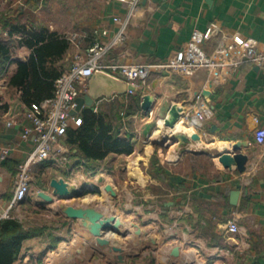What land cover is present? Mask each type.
Masks as SVG:
<instances>
[{
    "label": "crops",
    "instance_id": "0c3cea01",
    "mask_svg": "<svg viewBox=\"0 0 264 264\" xmlns=\"http://www.w3.org/2000/svg\"><path fill=\"white\" fill-rule=\"evenodd\" d=\"M26 1L4 0L7 4H0V40L9 34L11 29L5 24L7 17L12 23L21 21L27 24L28 28L44 25L66 36L82 29L91 31L94 28H109L110 34L103 38L108 41L118 27L113 17L125 16L127 13L124 4L113 0H96L99 3L97 9L91 8L92 0H76V5L79 4L76 8L71 6V0H40L37 6H28ZM51 2L57 15L51 19L49 25L39 24L37 18L33 19V23L28 22L26 15H21L27 7L38 15L42 10L48 9ZM65 2L67 7L60 8ZM69 4L71 7H68ZM214 23L236 39L248 40L264 49V0H151L143 1L136 10L129 26L127 45L110 52L107 59L130 63L161 62L184 46L195 29L205 31ZM17 36L21 34H15L13 38L21 39ZM91 41H81L79 46L71 45L66 61L75 52L87 49L92 44ZM30 53V48L21 45L16 48L14 58L26 60ZM16 69L17 63L13 62L7 75H0V144L12 147L10 157L0 165V215L14 195L13 189L11 198L6 195L10 178L14 179L17 164L31 151V145L21 140L24 127L30 123L26 117L28 108L19 100V93L6 95V90L10 92L7 86L8 77ZM208 81L209 74L206 70H200L192 77L153 72L146 82L137 85L134 92L128 90L124 94H115L112 98L101 97L95 102H99L98 109L104 105L108 107L112 102L115 105L125 103L128 106L133 98L141 93L138 106L132 114H128L125 108L118 110L122 117L121 136H132L134 151L130 154L110 153L104 160L88 168L77 156V149H72L65 140V169L58 170L55 161L47 163L54 166L55 177L65 178L71 185L80 188L92 186L97 192L104 191L116 199L122 196L130 182L133 183L132 189L137 191L145 185H161L160 179L154 174L161 172V169L156 167L153 173H148L152 159L158 153V163L163 168L164 180L167 182L166 188L164 187L163 195L147 192V201L151 203L149 219L152 223L159 222L164 227L160 238L166 240L163 246L166 255L175 257L172 250L180 245L182 261L200 256L205 258L206 263L212 261L211 264H264V147L258 146L254 137L256 127L264 125V66L245 63L221 84L210 86ZM200 92L205 94L212 115L206 120L202 130L204 141L194 144H200L201 148L196 149L192 145L193 149L197 150L196 153L181 154L177 143L170 144L165 140L172 128L165 126L159 133V122L170 115L174 104L190 109ZM146 94H150L154 99L149 114L142 108ZM8 120H13L14 125L7 126ZM238 142L242 145L241 151L249 155L247 170L244 172L235 167L225 168L214 156L219 146L209 147L211 144L220 143L231 147ZM194 158L208 159L210 167H197L192 161ZM47 163L45 162V165ZM65 170L71 174L72 179L63 173ZM125 170L132 177L130 182H122L120 179V172ZM76 174L78 177L73 179ZM55 177H51L50 182ZM108 186L114 189L116 195L107 190ZM235 189H239L241 194L238 204L233 205L230 195ZM38 192L39 195L40 192L46 191L40 188ZM49 192L52 193L53 188L50 187L47 193ZM88 197H92L90 192ZM58 200L59 198L57 202ZM34 203L46 205L50 202L39 195ZM73 204L83 205L78 202ZM142 205L138 202L132 205L133 216L131 215L130 219H125V215L118 211L108 213L98 208L108 214L122 216L126 220L124 230L129 231L130 227L139 226L137 222L144 217L140 212ZM185 208L189 211L183 213ZM58 214L70 225L78 228L80 237H91L92 234L83 226L81 220ZM234 216L238 217L241 231L230 235L226 224ZM150 220L145 222L149 223ZM176 223L177 229L168 228ZM75 228L73 230L76 231ZM147 229H153L152 224ZM146 232L148 234V231ZM93 237L96 245L104 248L98 245L96 237ZM154 239L157 241L158 238ZM216 247L223 251L218 258L212 256Z\"/></svg>",
    "mask_w": 264,
    "mask_h": 264
},
{
    "label": "built area",
    "instance_id": "2783aa9c",
    "mask_svg": "<svg viewBox=\"0 0 264 264\" xmlns=\"http://www.w3.org/2000/svg\"><path fill=\"white\" fill-rule=\"evenodd\" d=\"M113 1L124 4L127 13L125 16L113 17L118 27L111 39L103 40L110 34V29L103 27L91 31L82 29L69 34L72 45L79 46L81 41L89 39L92 44L84 51L75 52L67 58L69 65L56 79L53 96L27 107L26 117L30 123L24 127L21 140L31 145V151L16 166L12 187L14 195L0 219H20L14 214L15 208L21 206L28 197L33 173L38 166L47 161H55L58 167H64V143L68 129L83 123L81 111L75 114H72V111L78 107L77 99L87 93L88 78L96 71H105L137 87L140 82H146L153 72L192 77L200 70H206L209 74V85L215 86L228 80L245 63L264 66V49L248 40L236 39L216 23L211 24L205 31L195 29L184 46L161 62L110 61L107 59L110 52L127 45L129 26L140 4L151 0ZM213 39H216L215 42L210 44ZM98 106L99 102L94 104L93 109L97 111ZM211 115L212 109L205 100V94L200 92L191 108H184L183 122L192 127L194 132L202 134L205 122ZM13 125V120L7 121V126ZM254 137L255 143L264 147V125L256 127ZM11 151L10 145L0 144V165L10 157ZM187 210L189 211L185 208L183 213ZM226 230L230 235L241 231L238 217L234 216L228 221ZM222 252L220 247H216L212 256L218 258Z\"/></svg>",
    "mask_w": 264,
    "mask_h": 264
},
{
    "label": "rangeland",
    "instance_id": "374dc122",
    "mask_svg": "<svg viewBox=\"0 0 264 264\" xmlns=\"http://www.w3.org/2000/svg\"><path fill=\"white\" fill-rule=\"evenodd\" d=\"M86 1L87 0H85V2ZM7 2L4 3V0H0V4L2 5L7 4ZM51 4L52 2L48 4V9L42 10L40 14H38L39 16L33 12L31 8L27 7L26 21L33 23V19L37 18L39 24L45 23L49 25L51 19L57 15L56 10H54L55 8L52 7ZM70 4L75 8L79 5H76V0H71ZM70 4L68 7H71ZM29 5L30 4L28 3V6ZM67 5L68 4L65 2L60 8L63 9L67 7ZM98 7L99 3L96 0H92L91 8L97 9ZM7 36L4 37V39L7 38ZM11 94V91L9 92L6 90V95ZM168 148L169 145L166 146V151ZM197 148L201 147L198 146ZM157 154L158 153H156L155 158L158 160L160 157H158ZM192 161L199 168L205 169L210 167V161H208V159L202 158L199 160L194 158ZM154 168H156V166L152 161L148 173H153ZM54 169L55 168L52 165L45 166L43 164L38 166L33 173L32 186L27 197L29 202L21 204V206L15 208L14 214L18 216L20 220L24 221L27 228H29V226L30 228H44V235H38L25 242L20 260L17 264H211L210 262L212 261L206 263L205 258L200 256H197V258L190 257L182 261V259H180L181 256L175 258L166 255V251L163 248L166 240L160 238V234L163 233L164 227L159 222H156V224L152 223V220L149 219L151 216V214H149L151 203L147 201V192H155L160 195H163L165 192L167 182L164 178L157 176L158 172H154V174L160 179V186H154L151 184L149 186L145 185L143 189L137 191L132 189L133 183L130 182V179L132 178L131 175L128 174L126 170L121 171L120 179L122 182H130V185L126 187L124 192H122V196H119L116 199L109 194L107 195L104 191L97 192L92 186H87V191L92 194V197H86L84 199L76 198L72 200L59 199V202L56 200V203L54 204L46 203V205H36L34 202L36 198H39V189L43 188L46 192L49 191L51 187L50 179L56 175ZM60 169L64 170L65 168L58 167V170ZM67 172L68 171L66 170L63 171L67 177L70 176L69 179H72L71 174H68ZM85 173L88 175L86 171ZM76 175L73 176V179H75L74 177H78V175ZM12 184L13 178H10L9 188L6 191L8 197L12 195ZM74 202L82 203L83 205L94 204L108 213L118 211L121 215H125V219H130L133 214L131 212V209L133 208L132 205H135L137 202L141 205L143 203L140 212L142 213V217H144L137 222L139 226H132L129 231L124 230V232L127 233L126 236L118 234L111 236L113 244L121 246L124 249V262L118 260V252H111L109 248L98 247L95 241H93L94 237L92 235L91 237L89 235V237L85 239L80 237L81 235L78 233V228H75L74 225H70L68 221H65L63 217H61V214H58L60 204H73ZM159 216L163 221L160 213ZM124 218L122 217V219ZM125 219L124 221H126ZM145 220H150L151 222L149 221V223H146ZM151 224L153 229L148 230L147 228ZM177 226L178 224L176 223L174 226L172 225L168 228L172 229L174 227L177 229ZM74 228L77 230H73ZM139 228L144 229V232L148 231V234H137L136 231ZM150 238H158L157 241H159V243L154 244L151 242ZM186 248H189V246H186Z\"/></svg>",
    "mask_w": 264,
    "mask_h": 264
},
{
    "label": "trees",
    "instance_id": "16d2710c",
    "mask_svg": "<svg viewBox=\"0 0 264 264\" xmlns=\"http://www.w3.org/2000/svg\"><path fill=\"white\" fill-rule=\"evenodd\" d=\"M26 3L37 6L40 0H27ZM26 11L21 15H26ZM4 21L11 29L7 38L0 40V75H7L10 64L17 63V69L8 77L7 86L12 94L19 93V100L26 107H31L53 96L56 79L69 65L66 56L72 43L68 36L44 25L28 28L21 21L12 23L7 17ZM18 33L21 39L13 38ZM21 45L31 49L26 60L13 58L16 48ZM140 94L128 106L112 102L97 111L85 107L80 112L83 123L69 127L66 142L72 149H77V156L88 168L104 160L110 153L130 154L134 151L132 136H121L122 117L118 110L125 108L128 114H132L138 106ZM152 161L158 170L161 169L157 175L164 178L163 168L155 156ZM45 166H49V163ZM27 202L28 198L22 204ZM38 235H44V228H27L24 221L17 218L0 219V264H17L25 242Z\"/></svg>",
    "mask_w": 264,
    "mask_h": 264
},
{
    "label": "water",
    "instance_id": "95a60500",
    "mask_svg": "<svg viewBox=\"0 0 264 264\" xmlns=\"http://www.w3.org/2000/svg\"><path fill=\"white\" fill-rule=\"evenodd\" d=\"M136 87L133 84H128L125 80L109 74L105 71H96L92 76L88 78V91L85 95L80 96L77 99L78 107L72 114L77 111H81L85 107H93L95 102L101 97L112 98L115 94H124L128 90H135ZM154 99L150 94H146L143 99L142 108L146 114H149L153 108ZM184 106L174 104L171 108L170 115L164 120L165 126L168 128H176L180 120L183 119ZM166 141L170 144H178V151L181 154L188 152H197L192 148V145L201 143L204 141V137L199 132L187 133L176 132L170 133L165 137ZM242 145L240 142L233 146H221L216 149L215 157L223 164L225 168L234 169V167L244 172L247 170L249 162V155L242 152ZM53 188L52 193L40 192V196L50 203H56L57 198L63 200H72L76 198L84 199L88 197V187H77L71 185L65 178H53L50 183ZM108 191H111L113 195L116 192L111 186H108ZM241 191L235 189L231 191V203L233 205L238 204ZM58 213H62L64 216L70 219L81 220L83 226L89 230V232L96 237L98 245L109 248L111 252H118V260L120 262L125 261L124 249L121 246L114 245L111 235H123L124 221L116 214H108L104 210L94 205H82L76 206L74 204H60ZM137 234H147L143 232L142 228L136 231ZM154 243L157 241L154 238H150ZM172 255L180 257L182 255L181 246H176L172 250Z\"/></svg>",
    "mask_w": 264,
    "mask_h": 264
},
{
    "label": "bare ground",
    "instance_id": "6f19581e",
    "mask_svg": "<svg viewBox=\"0 0 264 264\" xmlns=\"http://www.w3.org/2000/svg\"><path fill=\"white\" fill-rule=\"evenodd\" d=\"M164 128H165V122H164V120H161L160 122H159V127H158V131L157 132H159V133H161L162 132V130H164ZM176 132H187V133H194V129L192 128V127H188V126H186L185 125V123L183 122V119L182 120H180V122L177 124V126H176V128H172V130H171V133H176ZM176 145V144H175ZM175 145L173 146V148H175ZM200 144H197V145H193L194 147H198ZM226 144H224V143H220L219 145L218 144H211V145H209V147H215V146H219V147H221V146H225ZM193 146H192V148H193ZM205 147V146H204ZM89 198V197H88ZM120 217V216H119ZM123 221H124V219H123ZM125 222V224H126V221H124ZM124 224V226H123V228H125L126 227V225ZM143 230V229H142ZM143 232H144V230H143ZM145 233V232H144ZM116 235V234H115ZM112 236V235H111ZM111 236H110V238H111ZM112 239V238H111Z\"/></svg>",
    "mask_w": 264,
    "mask_h": 264
}]
</instances>
